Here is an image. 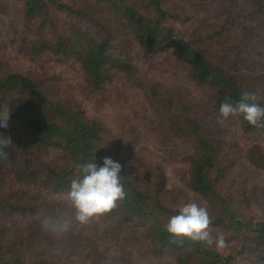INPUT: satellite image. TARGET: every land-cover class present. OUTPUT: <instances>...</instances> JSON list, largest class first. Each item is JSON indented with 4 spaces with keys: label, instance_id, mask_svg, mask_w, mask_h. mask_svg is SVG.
<instances>
[{
    "label": "trees",
    "instance_id": "obj_1",
    "mask_svg": "<svg viewBox=\"0 0 264 264\" xmlns=\"http://www.w3.org/2000/svg\"><path fill=\"white\" fill-rule=\"evenodd\" d=\"M168 1L23 0L25 18L37 21L39 27H53L54 14L64 12L91 23L97 33L84 26H73L65 33L51 31L57 33L54 40L42 35L41 40L32 42L35 55L48 51L60 58L76 59L87 86L95 92L111 84L116 74L132 85H141L152 102L162 105L169 129L189 141L193 151L186 172L188 193L173 195L161 168L149 170L150 176L144 178L120 161L121 155L105 144L107 126L103 122L81 106L56 98L44 81L40 85L39 79L30 74L5 70L0 48V111H9L8 127L0 128V133L10 136L13 145L4 149L6 156L0 155V264H55L48 251L59 238L41 227L42 213L52 217L46 197L28 196L15 189L17 185L40 183L57 194H67L71 180L78 177L77 166L89 162L103 166L106 156L121 164L126 196L103 215L115 222L100 239L121 238L120 242L134 248H106L104 254H99L92 241L88 244L97 255L95 264H140L147 254L162 264H166V256L173 264H242V256L250 253L251 264H264V218L251 213L249 197L223 186L230 183L235 171L234 157L219 151L216 139L183 92L167 84L168 78L151 81L146 74L144 78L132 59L128 42L116 43L117 36L130 35L144 57L156 52L180 57L193 85L208 90L210 104L218 111L226 98L235 104L244 91L256 93V102L264 106V91L254 85L250 74L244 73L248 71L243 66L247 54L241 52L233 37L234 33L243 38L251 36L257 41L258 55H264V0L236 3L221 26L205 21L200 28L201 47L175 33L170 23L178 19L166 9ZM221 39L228 44L226 48L219 45ZM217 45L221 54L215 61ZM259 73L264 79V70ZM235 117L244 131H258L264 141V126L251 125L242 115ZM259 123L264 125V119ZM16 126L21 128L18 133L14 132ZM54 150L59 152L56 161L42 158ZM249 159L264 170V147L250 148ZM258 199L264 206V187L257 190L254 200ZM189 202L208 210V230L213 237L223 235L228 251L218 249L215 243L208 246L166 231L170 217ZM15 216L27 218L18 242L6 234L13 227L6 218L13 220ZM23 241L29 248L22 246Z\"/></svg>",
    "mask_w": 264,
    "mask_h": 264
},
{
    "label": "rangeland",
    "instance_id": "obj_2",
    "mask_svg": "<svg viewBox=\"0 0 264 264\" xmlns=\"http://www.w3.org/2000/svg\"><path fill=\"white\" fill-rule=\"evenodd\" d=\"M236 3L245 2L243 0H171L168 1L166 9L178 19L170 23L175 33L201 47L203 44L199 35L204 22L220 26L225 24L227 11ZM54 23L51 28L39 27L37 21L25 18L23 0H0V48L4 69L30 74L39 79L40 85L44 81L47 89L56 98L70 105L81 106L88 115L103 122L107 126L104 135L106 146L118 152L122 157L120 161H125V166L129 169H136L142 177L147 178L150 176L149 170L161 168L167 176L173 195L181 191L188 193L186 172L193 146L169 129L162 105L156 101L152 102L141 85H132L129 81L121 79V75L116 74L111 84H107L102 91L95 92L87 86L82 67L76 59L60 58L48 51L38 56L34 54L32 42L41 40L42 35L54 40L57 33L69 32L73 26H84L97 34L91 23L68 13H55ZM233 37L241 52L247 54L243 66L248 71L244 73L250 74L252 79L254 78V85L264 91V79L259 73L264 70V55H258L257 41L251 36L243 38L241 34L234 33ZM124 41L128 42L132 59L144 78L145 74L151 81L168 78L166 83L183 92L187 100L193 104L195 113L200 115L209 132L216 139L219 151L227 157L229 155L234 157L235 171L231 175L230 183L226 182L223 185L224 188L232 187L240 196L249 197L251 213L256 218H264V206L260 204L259 199L254 200L257 190L264 187V170L255 167L249 159L250 148L258 145L264 147L261 134L258 131H244L235 116L230 115L221 123L218 119L220 112L210 104L208 90L193 85L188 70L182 67L184 61L180 57L165 52H156L144 57L143 51L130 35L116 37L117 45ZM219 45L224 48L228 46L223 39L220 40ZM219 50L220 47L214 52L215 61L220 57ZM20 130V126L14 127L15 133ZM42 158L56 161L59 152L49 151L43 154ZM15 181L12 179V183ZM15 189L22 190L28 196H39L40 199L46 197L44 200L52 210V217H74L75 210L69 206L66 193L57 194L40 183H25L23 186L17 185ZM189 194L194 196L192 193ZM49 216L50 214L45 212L42 213L41 218ZM6 221L13 226L7 231V236L12 239L11 241L18 242L23 236L19 232L22 231L25 223L27 225V218L15 216L13 220L6 218ZM112 221H114L112 218L104 216L92 220L87 225L73 221L72 231L56 236L59 239L48 251L49 254L47 251L46 253L55 264H95L97 255L90 245L92 241L95 242L99 254H104L106 248L115 251L118 248H134L120 242L121 238L100 239L104 236V230L109 231L107 228ZM22 243L24 248H29L26 242ZM219 249L228 251V243L225 242ZM152 256L147 254L140 259V264H162L161 260L151 259ZM241 259L242 264L253 262L251 253L244 254ZM163 262L173 264L168 256ZM99 264L115 263L99 262Z\"/></svg>",
    "mask_w": 264,
    "mask_h": 264
},
{
    "label": "clouds",
    "instance_id": "obj_3",
    "mask_svg": "<svg viewBox=\"0 0 264 264\" xmlns=\"http://www.w3.org/2000/svg\"><path fill=\"white\" fill-rule=\"evenodd\" d=\"M258 99L256 93L248 91L242 92L235 104L226 98L220 105L218 119L223 123L230 115H242L251 125L264 126L259 123L264 119V106L256 102ZM8 120L9 111H0V128H7ZM12 146L11 137L0 133V155L6 156L4 149ZM121 170V164L107 156L103 158V166L95 162L77 166L78 177L71 180L70 191L67 193L69 206L75 210L74 217H45L41 221L42 229L54 236L63 235L72 229L73 221L87 225L110 212L126 196L121 183ZM210 223L208 210L189 202L179 208L177 215L170 217L165 228L169 234L187 237L208 246L215 243L219 249L225 244L224 237L222 234L213 237L208 230Z\"/></svg>",
    "mask_w": 264,
    "mask_h": 264
}]
</instances>
